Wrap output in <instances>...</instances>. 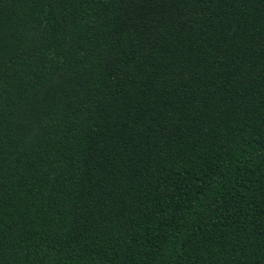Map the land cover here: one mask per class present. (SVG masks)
Instances as JSON below:
<instances>
[{
  "label": "trees",
  "instance_id": "obj_1",
  "mask_svg": "<svg viewBox=\"0 0 264 264\" xmlns=\"http://www.w3.org/2000/svg\"><path fill=\"white\" fill-rule=\"evenodd\" d=\"M0 264H264V0H0Z\"/></svg>",
  "mask_w": 264,
  "mask_h": 264
}]
</instances>
